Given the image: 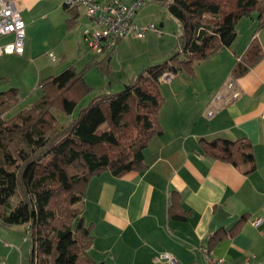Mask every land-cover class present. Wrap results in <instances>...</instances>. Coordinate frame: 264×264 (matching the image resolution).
Returning a JSON list of instances; mask_svg holds the SVG:
<instances>
[{"label":"crops","instance_id":"1","mask_svg":"<svg viewBox=\"0 0 264 264\" xmlns=\"http://www.w3.org/2000/svg\"><path fill=\"white\" fill-rule=\"evenodd\" d=\"M15 3L25 27L23 54L0 56L15 55L30 64L32 58L45 55V47H37L35 41L48 32L45 41L54 36L72 43L71 49L61 43L53 46L65 63L68 55L76 53L83 60L84 31L94 27L84 8L69 10L66 0ZM142 8L132 18L139 26L144 25ZM72 14L76 18L70 27L67 20ZM239 22L245 23L237 27ZM236 29L233 43L192 64V74L178 71L171 83L159 84L166 95L163 98L159 91L164 99L157 113L162 134L147 142L143 171L114 177L103 170L87 183L83 210L85 222L91 225L92 259L106 264H196L207 252L223 258L225 264H264V24L258 26L255 17L241 18ZM130 34L135 35L126 36ZM252 40L261 57L254 62L246 59L247 70L233 77L235 64ZM100 55L103 58L105 53ZM55 60L54 56L51 62ZM229 82L241 91L236 99L230 100ZM217 137L249 141L255 170L245 175L228 162L203 155L201 139ZM256 219L260 223L252 226ZM238 220L239 230L229 233ZM15 229L22 231L20 226L0 228V238ZM3 252L0 245V264L9 257Z\"/></svg>","mask_w":264,"mask_h":264},{"label":"trees","instance_id":"2","mask_svg":"<svg viewBox=\"0 0 264 264\" xmlns=\"http://www.w3.org/2000/svg\"><path fill=\"white\" fill-rule=\"evenodd\" d=\"M159 1L179 25L177 49L121 90L92 97L68 123H58L53 110L75 113L91 92L83 72L98 63L96 57L80 71L71 65L40 80L37 100L11 117L4 114L18 103L19 90L0 92V228H22L30 241L29 264H106L89 255L93 236L83 210L87 183L103 170L114 177L143 171L147 142L162 134L157 113L164 72L186 69L192 74V64L233 43L237 22L244 16L264 24V0ZM75 18L72 14L67 25L71 27ZM113 50L101 58L104 64ZM260 57L259 47L251 42L235 64L233 77L247 70L246 59ZM199 143L203 155L228 162L245 175L256 168L246 139L217 137ZM240 224L238 220L229 233L238 231Z\"/></svg>","mask_w":264,"mask_h":264},{"label":"rangeland","instance_id":"3","mask_svg":"<svg viewBox=\"0 0 264 264\" xmlns=\"http://www.w3.org/2000/svg\"><path fill=\"white\" fill-rule=\"evenodd\" d=\"M163 5L164 4H159L158 2L146 3L139 12V14L142 13V18H144V22L141 21L144 24L142 26H146L147 23H153L158 27L160 22H162L161 29L163 34L157 35L153 32H147L143 38L132 34L125 38H121V40L115 44L117 48L115 49L114 47L109 61L107 60V64H104L106 63L105 59V61H101V55L96 56L90 50L88 51L86 49L87 46L85 48L81 47V57H83V60H79L78 54L76 53L71 56L68 55L66 58L68 63H65L63 59L59 57L58 50L54 49L53 46H60L61 43L64 46H69L71 49L72 43L67 39H65V41H63L62 38L57 40L54 36H52L54 40L45 41L49 35L48 32L40 33L35 41L37 47H45V55H37L35 59L32 58L33 60L30 64L25 60H19L15 55L0 56V92L8 91L10 88L14 87L19 89L20 95L18 103L4 115H6L7 118L11 117L14 113L24 110L35 102L41 94L39 88H37V83L40 80L50 75H57L67 65H74L76 70L80 71L90 63V59L92 60L96 57L95 60L98 63L93 67H87L83 72L84 81L91 87V92L87 94L80 105L76 107L75 113L72 116H67L57 108L53 110L57 122L66 124L76 117L79 108L81 106H86L92 97L100 92L111 93L121 90L124 83H128L132 78H136L147 66L160 64V62L167 60L175 49H177L179 25L177 21L166 12V9L164 10V8H162ZM252 16H254V14ZM242 19L244 21V19L247 20L248 17L244 16ZM244 23L239 22L237 27H242ZM5 41H7V38L0 39L1 44ZM48 52L56 57L54 62H51L49 55H47L49 54ZM84 53H86V56ZM69 59H71V61H69ZM37 63L44 67L42 69L40 68L41 71ZM181 72L188 73L186 69H182ZM160 83L164 82L161 80ZM158 90L163 98H165L166 95H164L165 92L163 91L162 84L161 86L159 85ZM0 245L3 247V253H9V257L4 259L3 264H29L30 241L28 236L21 231V229H15L7 236L1 237Z\"/></svg>","mask_w":264,"mask_h":264},{"label":"built area","instance_id":"4","mask_svg":"<svg viewBox=\"0 0 264 264\" xmlns=\"http://www.w3.org/2000/svg\"><path fill=\"white\" fill-rule=\"evenodd\" d=\"M150 0H132L131 3L122 1H108L101 4L94 0H66V5L71 7L84 8V12L95 25L91 29L84 31V40L87 49L96 56L112 50L115 44L125 37L128 32L143 38L147 32L162 35V29L153 24L139 26L132 22V18ZM169 1V0H165ZM25 27L20 15V9L15 0H0V39L7 38L3 44L0 43V55L4 54H23ZM51 60L54 56L49 53ZM173 73L164 72L160 76V81L171 83ZM227 91L230 92V100L236 99L241 91L232 82L227 84ZM209 113V115H211ZM260 219L251 222L252 226L260 223ZM28 233V230H26ZM201 263L196 264H225L221 257H214L206 252ZM172 260L170 256H165ZM242 264H251L244 261Z\"/></svg>","mask_w":264,"mask_h":264}]
</instances>
